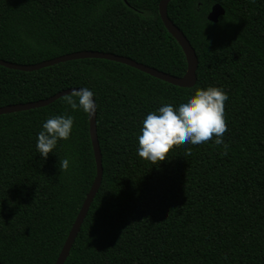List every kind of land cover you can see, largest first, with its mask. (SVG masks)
Instances as JSON below:
<instances>
[{"label":"trees","instance_id":"obj_1","mask_svg":"<svg viewBox=\"0 0 264 264\" xmlns=\"http://www.w3.org/2000/svg\"><path fill=\"white\" fill-rule=\"evenodd\" d=\"M159 1L0 0V59L35 63L96 50L182 76L185 55ZM167 3L197 56L191 87L100 58L33 71L0 65V106L66 87L94 92L102 177L63 264H264V0ZM215 3L225 11L216 23L206 17ZM208 86L228 95L227 148L207 141L174 145L156 164L139 157L146 114ZM69 95L0 114L2 264H54L94 179L88 116L66 104ZM53 115L74 124L45 159L36 136Z\"/></svg>","mask_w":264,"mask_h":264},{"label":"clouds","instance_id":"obj_2","mask_svg":"<svg viewBox=\"0 0 264 264\" xmlns=\"http://www.w3.org/2000/svg\"><path fill=\"white\" fill-rule=\"evenodd\" d=\"M228 99L223 88L208 86L197 88L177 104L164 102L150 111L141 121L137 140V155L156 164L167 157L174 145H199L212 141L227 148L224 133L227 131L224 104ZM66 104L73 111L94 115L96 102L94 92L88 87L73 89L66 97ZM74 119L71 115H53L47 118L36 136V150L47 158L58 141L70 138ZM69 167L67 158L59 162L60 171Z\"/></svg>","mask_w":264,"mask_h":264},{"label":"water","instance_id":"obj_3","mask_svg":"<svg viewBox=\"0 0 264 264\" xmlns=\"http://www.w3.org/2000/svg\"><path fill=\"white\" fill-rule=\"evenodd\" d=\"M169 1L170 0H160L158 2L159 3L158 12L163 22V25L177 41V43L179 44L185 55L187 66H186V71H184L185 73L182 76H175L166 72H162L161 70H158L154 67L148 66L140 62H136L135 60L124 55H118L110 52L96 51V50L73 51V52L57 55L49 59H44L35 63H14L11 61L0 59V65L8 69H16L20 71H33L41 67L50 66L59 62H64L72 59L100 58V59L112 60L129 65L131 67L138 69L139 71L145 72L153 77H156L173 85H177L180 87H191L196 82V69L198 64L197 56L195 54L193 47L191 46V44L189 43L188 39L183 34V32L169 19L167 15V4H168L167 2ZM224 12L225 11L223 7L218 3H215L212 4L206 17L209 21L216 23L218 21L219 16L223 15ZM73 89L78 90L79 87H68V88L66 87L65 89L59 90L48 97L38 99L35 101L13 103V104L0 106V114L45 106L63 95L71 94V91ZM95 115H96V111L93 116L91 117L88 116L89 136H90L89 139L91 141L94 161H95V176L81 206H79V211L77 212L74 218V221L69 229V232L66 236V239L60 249V252L54 264H63L65 259L67 258L71 246L77 236V233L84 220V217L88 211V206H90L100 186L101 177H102V161H101L99 142L97 139Z\"/></svg>","mask_w":264,"mask_h":264}]
</instances>
